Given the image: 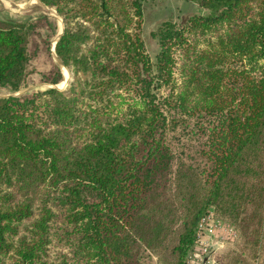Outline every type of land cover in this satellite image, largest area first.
<instances>
[{"label":"trees","instance_id":"1","mask_svg":"<svg viewBox=\"0 0 264 264\" xmlns=\"http://www.w3.org/2000/svg\"><path fill=\"white\" fill-rule=\"evenodd\" d=\"M40 1L72 80L0 98V264H186L209 215L233 229L218 264H264V0H196L210 14L164 21L156 62L147 0ZM31 34L0 25V87L20 90ZM180 117L198 147L176 162Z\"/></svg>","mask_w":264,"mask_h":264},{"label":"rangeland","instance_id":"2","mask_svg":"<svg viewBox=\"0 0 264 264\" xmlns=\"http://www.w3.org/2000/svg\"><path fill=\"white\" fill-rule=\"evenodd\" d=\"M143 9L144 23L141 37L153 62H156L159 52L158 41L154 34L164 21H174L177 24H181L186 22L191 15L210 14V11L202 8L196 0H147L143 3ZM3 22L34 24L36 34L30 35L29 49L31 54L36 50L37 56L26 67L22 75L20 90L12 91L10 88L0 87V98L22 96L52 87L63 89L69 85L72 80L71 72L66 67V69H63L58 64V57L55 52L56 41L60 36L61 28L64 27V18L54 8L43 4L40 0H0V25L5 26ZM52 31H55L56 37L52 39L51 51L48 52L44 42L46 41L45 37L52 34ZM55 65L59 66L63 77V81L57 85L51 84L48 82L49 78L47 80L43 77V75H51L53 77L54 74L52 72L55 69ZM61 84H63L62 87H60ZM193 124V119L180 117L176 120V128L173 130L172 124L166 132L167 143L176 162L180 158L188 159L189 156L194 155L196 152L198 142L192 136L190 129ZM219 222L222 223L221 231L215 233V236H211L213 244L208 259L212 264H218L215 253L223 248L225 242L233 236H229L228 233L233 230L231 226L227 223ZM148 256L149 258L153 257L154 262L157 263L155 256L151 254Z\"/></svg>","mask_w":264,"mask_h":264},{"label":"built area","instance_id":"3","mask_svg":"<svg viewBox=\"0 0 264 264\" xmlns=\"http://www.w3.org/2000/svg\"><path fill=\"white\" fill-rule=\"evenodd\" d=\"M221 224L219 221L213 219L211 215L201 221L195 250L188 256L186 264H212L208 259L213 244L211 236H215V233L221 231ZM228 233L229 236L233 235L232 230Z\"/></svg>","mask_w":264,"mask_h":264},{"label":"water","instance_id":"4","mask_svg":"<svg viewBox=\"0 0 264 264\" xmlns=\"http://www.w3.org/2000/svg\"><path fill=\"white\" fill-rule=\"evenodd\" d=\"M63 30H64V27L62 28V30H61V32H60V36L63 34ZM57 41H58V39H57ZM57 41H56V42H57ZM57 62H58V64H59L62 68H65L64 65H63V63H62L59 59H57Z\"/></svg>","mask_w":264,"mask_h":264},{"label":"bare ground","instance_id":"5","mask_svg":"<svg viewBox=\"0 0 264 264\" xmlns=\"http://www.w3.org/2000/svg\"><path fill=\"white\" fill-rule=\"evenodd\" d=\"M63 69H66V68H63ZM67 71H68V70H67ZM66 80H67V79H66ZM62 86H63V84L60 85V87H62Z\"/></svg>","mask_w":264,"mask_h":264},{"label":"crops","instance_id":"6","mask_svg":"<svg viewBox=\"0 0 264 264\" xmlns=\"http://www.w3.org/2000/svg\"><path fill=\"white\" fill-rule=\"evenodd\" d=\"M61 30H62V28H61ZM61 30H60V32H61Z\"/></svg>","mask_w":264,"mask_h":264}]
</instances>
